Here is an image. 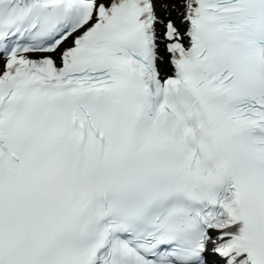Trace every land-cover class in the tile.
Instances as JSON below:
<instances>
[{
  "label": "snow or ice",
  "instance_id": "obj_1",
  "mask_svg": "<svg viewBox=\"0 0 264 264\" xmlns=\"http://www.w3.org/2000/svg\"><path fill=\"white\" fill-rule=\"evenodd\" d=\"M0 264H264V0H0Z\"/></svg>",
  "mask_w": 264,
  "mask_h": 264
}]
</instances>
